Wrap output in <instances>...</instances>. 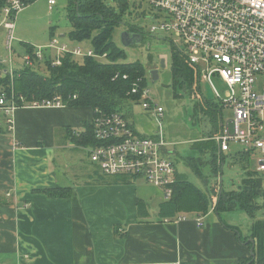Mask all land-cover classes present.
<instances>
[{
	"label": "crops",
	"instance_id": "obj_1",
	"mask_svg": "<svg viewBox=\"0 0 264 264\" xmlns=\"http://www.w3.org/2000/svg\"><path fill=\"white\" fill-rule=\"evenodd\" d=\"M12 116L11 131L0 117V264H239L250 257L246 213L245 228L232 218L237 210L211 212L204 226L194 213L161 220L162 189L141 179L118 182L92 159L86 167L65 158V150L89 155L67 128L84 130L91 107H19ZM57 186L72 195L35 190Z\"/></svg>",
	"mask_w": 264,
	"mask_h": 264
},
{
	"label": "built area",
	"instance_id": "obj_2",
	"mask_svg": "<svg viewBox=\"0 0 264 264\" xmlns=\"http://www.w3.org/2000/svg\"><path fill=\"white\" fill-rule=\"evenodd\" d=\"M5 1L7 5L1 9L3 19L0 22L10 31V44L13 19L25 4L23 0ZM55 3L56 0H49L50 10ZM147 3L149 9L144 17L154 21L150 33L163 31L176 41H182V52L199 69V80L209 82L221 106L233 110V118L228 122L221 119V130L213 137L217 142V152L222 156L232 150L247 151L251 152L252 160L258 153L264 154V87L261 92L255 90L258 77L264 78V0H147ZM45 52L52 54L55 66L61 63L65 53L76 58L91 56L101 60L107 56L97 55L90 48L83 50L69 47L66 43L50 42L36 50L35 58H48ZM24 58L26 65L33 64L28 54ZM214 76L227 85L225 96L219 94L217 81L212 79ZM123 78L127 79V75ZM141 80L133 82L130 91L140 94L142 106L155 115L158 130L143 135L122 112H98L92 119L93 133L102 144L86 148L104 174L136 175L138 179L162 189L165 200H168L172 197L179 172L170 155L175 149L169 148L171 143L166 139L159 119L165 110L161 105L157 106L149 96L148 85L142 86ZM19 102H25L22 96L0 94V113L7 119L9 130L13 124L12 115L20 107ZM29 106L57 108L66 107L67 103L57 95L43 101L33 100L22 107ZM73 134L79 135L76 131ZM255 169L264 173V155L257 159ZM213 211L214 205L207 214ZM206 215L195 216L199 226L205 225ZM186 217L181 214L176 219L184 220Z\"/></svg>",
	"mask_w": 264,
	"mask_h": 264
},
{
	"label": "trees",
	"instance_id": "obj_3",
	"mask_svg": "<svg viewBox=\"0 0 264 264\" xmlns=\"http://www.w3.org/2000/svg\"><path fill=\"white\" fill-rule=\"evenodd\" d=\"M23 1L26 6L38 0ZM6 3L7 1L0 0V12L7 5ZM132 7L136 8V3L132 0H68L66 13L71 26L68 36L76 42L89 41V48L97 55L106 54V58L104 60L91 56L76 58L71 53H65L62 55L61 63L55 66L52 64L54 59L52 54L45 52L48 58L38 60L35 58L37 49L27 44L26 52L33 64L25 63L21 68L8 69L3 61H0V94L5 92L8 97L11 94L22 96L25 102H19L20 107L33 100L43 101L60 95L69 107H91L94 116L98 112L120 111L127 118L129 111L125 113L123 110L131 102H139L142 99L140 94H133L130 91L133 82L140 78L142 86L148 85V68L138 60L126 62L127 55L124 48L113 39L116 28L120 24H125L129 16L133 15ZM145 15L146 10L139 16ZM126 30L144 34L142 25L130 21H126ZM176 47V45L172 46V85L174 94L180 95L178 90L190 88L195 82V77L199 82L200 80L199 69L189 62L185 52ZM124 75H127V79L123 78ZM74 95L76 97H73ZM204 102L211 122L215 121L219 104L211 103L207 99ZM83 128L85 129L67 128L72 141L85 147L102 144L94 137L92 121L84 123ZM73 131L78 132L79 135H74ZM192 147L199 154L190 155L185 161L186 165L207 186L210 181L208 179L215 178L217 171L222 174V164L226 156L223 154L222 163L217 166L218 146L212 139L195 141ZM208 152L212 154L210 159L206 157ZM228 156L243 165L244 175L241 176L243 180L238 189L224 190L221 178L217 194L212 193L215 198L211 195L212 190L214 192L215 189L206 187L203 190L178 172L172 197L161 202L158 216L161 220H174L181 214L206 215L212 205L219 217L235 210L244 211L253 222L250 235L245 238L252 253L249 258L241 259L239 264H264V217H258L264 210L263 203L259 202L264 199V173L252 167L251 152L232 150ZM206 164L210 166L209 173L204 172ZM116 177L118 182L124 183L138 179L132 174H117ZM35 190L60 198L70 197L73 192L71 187L66 186ZM139 203L141 209L146 210V204L141 200ZM232 228L236 229V227Z\"/></svg>",
	"mask_w": 264,
	"mask_h": 264
},
{
	"label": "rangeland",
	"instance_id": "obj_4",
	"mask_svg": "<svg viewBox=\"0 0 264 264\" xmlns=\"http://www.w3.org/2000/svg\"><path fill=\"white\" fill-rule=\"evenodd\" d=\"M136 3V8L132 7L133 15L129 16L131 23L142 25L144 27L143 40L141 43H134L125 47L121 40V34L126 31L125 24H120L113 34V39L124 48L127 55V61H140L146 68H148V80L147 84L150 89L149 96L154 102L163 107L164 115L159 117L161 125L163 126L166 139L171 143L169 147L174 152H171V159L176 162V166L179 172L185 177L195 183L203 190L208 187L209 189H215L211 192L215 195L218 192V185L223 180V189L232 190L238 189L242 184L241 176L244 175L243 165L239 161H234L230 158L229 153H225L226 156L224 163L222 164L223 172L220 174L216 172L215 178H209L210 180L206 186L204 181H201L192 171L190 167L186 165V160L190 155H198L199 153L192 147L193 142L199 140H209L221 130V119L224 122L230 121L233 118V110L231 108H224L218 102V97L214 93V89L207 81H198L195 77L194 83L190 88H184L178 90L180 95L174 94L173 81H172V46L176 45V49L182 51V41H176L171 35L159 31L157 33H150V29L154 21L149 17L139 16L144 10L149 9L147 0H132ZM54 4V10L48 8V0H38L34 3L26 5L13 19V37L8 44L10 31L7 30L0 22V61L2 60L6 68L14 69L21 68L25 64V56H27L26 46L32 45L35 49H39L41 46L54 42L57 44L66 43L69 47H80L81 49H87L90 47L89 41L76 42L69 36L70 22L67 17L66 8L68 6V0H56ZM3 16H0L2 21ZM175 40V42H174ZM178 45H177V44ZM12 46V48H10ZM164 60L165 66L161 67V60ZM159 68V78L157 81H153L149 74L150 69ZM258 81L255 85V90L261 92L264 87L263 76L258 77ZM213 80L217 81L216 88L219 94L225 96L224 92L227 90V85L218 77L214 76ZM205 99L211 103H218L217 118L211 122L205 105ZM143 101L131 102L129 106L123 110L128 113L133 125L142 131V133L151 134L153 131L158 130V121L152 111L142 106ZM222 115V118H221ZM0 117L5 118L1 115ZM6 119V118H5ZM7 120V119H6ZM5 121V120H4ZM5 125V123H3ZM240 146H234L239 148ZM76 157L78 163L84 162V165L88 167L92 161L87 152L80 149H76L71 152L65 150L63 156ZM211 153L206 154L207 159L211 158ZM264 154L258 153L251 161L252 167L257 166V159L263 157ZM219 153L217 155L216 165L222 163V156ZM210 164V163H209ZM209 164L204 165V172H208L210 169ZM220 167V166H219ZM209 173V172H208ZM221 175V176H220ZM207 180V178L205 179ZM146 187L152 186L143 183ZM215 195H213L215 197ZM216 198V197H215ZM260 204L264 199L259 200ZM214 212V211H213ZM245 212L237 210L236 214L232 217L241 225H245L246 216ZM258 217H264V210L259 213ZM246 226V225H245ZM245 228V227H244ZM250 233L248 234V236ZM250 238V237H249Z\"/></svg>",
	"mask_w": 264,
	"mask_h": 264
},
{
	"label": "water",
	"instance_id": "obj_5",
	"mask_svg": "<svg viewBox=\"0 0 264 264\" xmlns=\"http://www.w3.org/2000/svg\"><path fill=\"white\" fill-rule=\"evenodd\" d=\"M143 34L141 33H134V32H130L128 30L124 31L122 34H121V40H122V43L125 47L131 45V44H134V43H141V41L143 40ZM161 67H164L165 66V62L164 60L162 59L161 60ZM149 74L151 76V79L153 81H157V79L159 78V68L156 67V69H150L149 70Z\"/></svg>",
	"mask_w": 264,
	"mask_h": 264
}]
</instances>
